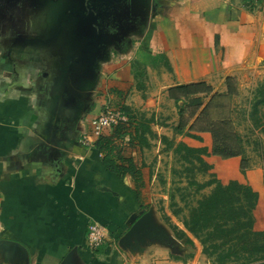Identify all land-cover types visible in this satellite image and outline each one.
Listing matches in <instances>:
<instances>
[{
    "label": "crops",
    "instance_id": "obj_1",
    "mask_svg": "<svg viewBox=\"0 0 264 264\" xmlns=\"http://www.w3.org/2000/svg\"><path fill=\"white\" fill-rule=\"evenodd\" d=\"M153 2L157 10L125 22L127 30L113 26L90 70L71 62L94 36L82 33L73 16L56 29L80 0H15L0 14V264H214L190 232L195 248L170 227L185 229L182 220L197 202L178 205L170 191L173 207L159 205L160 211L150 185L168 151L161 136L212 149L210 132L193 131L201 139L175 132L179 113L169 89L200 81L215 85L239 70L264 68V0ZM19 13H25L19 19L25 26L14 15ZM137 20L142 22L135 28ZM108 108L156 118L152 129L159 137L151 147L140 148L128 135L115 141V156L123 157L117 162L132 159L139 183L108 169L95 146L101 136H114V127L101 136L93 131V119ZM204 158L223 183L260 188L261 172L242 173L241 157ZM259 202L255 229L263 231ZM145 214L150 235L137 242L134 234L128 242L134 219ZM94 223L108 232L97 248L87 241Z\"/></svg>",
    "mask_w": 264,
    "mask_h": 264
},
{
    "label": "trees",
    "instance_id": "obj_2",
    "mask_svg": "<svg viewBox=\"0 0 264 264\" xmlns=\"http://www.w3.org/2000/svg\"><path fill=\"white\" fill-rule=\"evenodd\" d=\"M139 71V63H135ZM232 76L226 78L228 90L225 94H212V88L205 81L192 84H178L169 89L180 116L184 114V108L180 104L186 102L189 106L200 107L206 103L201 116L206 115L209 109L220 97L232 98L236 89L232 84ZM250 109L243 112L244 121H251L252 128L260 129L264 133V122L261 111L264 108V81L257 84L249 100ZM235 108L230 116L223 120L211 121L201 128L195 125L187 128V122L180 121L174 127L178 134H183L201 139L193 131L210 132L213 144L211 151L207 147H191L185 142L169 140L166 136L161 139L167 144V149L172 150L178 162L188 164L186 171L208 172L212 166L204 156L218 155L224 159L242 157L241 171L246 173L251 164L245 159V149L242 146L243 138L237 131L235 122ZM129 116L126 123H120L114 127V136H101L95 146L104 153V165L120 175L127 173L134 176L136 182H140V171L132 159H124L118 163L115 156L116 139H124L127 135L131 143H136L140 148L151 147V140L158 138V134L152 129L156 122L154 115L135 113L131 108H126ZM235 144L234 146H232ZM244 157V158H243ZM189 185H197L196 191L213 185L212 191L197 200V203L189 207L188 214L182 223L185 229L170 223L176 237L185 241V245L195 248L194 240L188 235L190 232L202 245L203 253L213 260L214 264H264V230H256V215L259 201V192L250 184H244L238 180L223 183L218 178H212L204 183L188 178ZM178 215V211L174 212ZM166 219L167 216H165ZM190 257L193 254H189ZM175 257V256H174ZM177 258V257H176Z\"/></svg>",
    "mask_w": 264,
    "mask_h": 264
},
{
    "label": "rangeland",
    "instance_id": "obj_3",
    "mask_svg": "<svg viewBox=\"0 0 264 264\" xmlns=\"http://www.w3.org/2000/svg\"><path fill=\"white\" fill-rule=\"evenodd\" d=\"M6 1H7L6 6H3L2 4L4 3L1 1L2 4L0 5V14L4 11L3 9L6 10V8L9 7V3H11L12 0H6ZM126 7L131 8V6H126ZM149 7L150 9L148 10L147 6H143L140 9L141 14L146 15V13L149 11L150 13L156 11L158 8V4L153 2V0H151ZM106 8L107 10L109 9L110 13L108 14L109 17L107 16L108 19L106 18L107 20L106 21L103 20V22L107 24H111L112 22L116 24H120L126 19H127L126 21H128L131 18L135 17L133 16L132 13H130L129 15L124 14L125 6L123 8V6L119 7L117 4H115V5L106 6ZM14 15L18 19L17 20L18 23H22V25L25 26L23 20L22 22L19 21V19H24L25 13L23 15L24 17L22 16L21 13ZM118 18L119 21L116 20ZM141 22L142 20H137L135 22L134 27L138 28L139 25H141ZM113 31L114 30H108L107 32L111 33ZM232 79H233L232 80L233 87H235L236 89L232 98L229 97L218 98L215 104H213L212 107L209 109V112L204 116H201V112L205 107L206 103L208 102V100L210 99V96L208 97V99L205 100V103L200 107L189 106L186 102L183 104V101H181L180 104L184 108V114L182 116L179 115L178 122L180 121L187 122V128L192 125H195L196 128H201L204 125L208 124V122L223 120V118L230 116L233 109L235 108L236 111L234 113V116H235L236 128L243 138L242 146L245 149V159H247L251 164L250 169H254V168L259 169V172H261V176H260L261 185L260 188L257 189V191L259 190L258 191L259 197L261 198V203L259 202V204H261V209L259 208V211L261 210L264 215V133L260 129L253 130L252 122L249 120L244 121L243 119V112L245 110L250 109L249 100L252 97L253 90L255 89V87L259 82L264 81V68L259 70H247V69L239 70L236 72L235 75H232ZM210 87L212 88V94H225L228 90V85L226 80H224L223 82L219 81L215 85L210 84ZM167 110L170 112L168 106H167ZM261 115L263 116V122H264V108L261 111ZM212 144H213V139H212ZM234 145L235 144H233L232 146ZM130 147L131 149L135 148L132 145ZM162 156H164L163 158L164 164H163V168H161L162 171L158 172L155 170L157 173V179L154 182V184L150 185V188L152 189H150L149 191L150 194L151 193L153 194L152 201L154 200V198H156V200L154 201L156 204L158 203L157 204L158 209L160 208V206H162V208H165V207H169V205L172 209L173 206L171 203L174 200L178 203V205L181 204L182 206H185V203H189V204L191 203L192 205L196 203L200 197H202V193L196 191L197 185H189L188 178L194 179L198 183H204L206 182V180L217 178L216 174L212 173V171L210 172V170L208 172L198 171L197 168L199 165H196L197 168L193 172L186 171V167L189 165L188 164L182 165L181 162H178L175 156L172 155L171 150L164 152ZM160 175H162V177H160ZM160 187H161V191H159ZM170 191L172 193L173 192L176 193L175 198H173L174 200L170 198V195L168 194L170 193ZM145 192H148V190L145 189ZM162 192L165 193L164 194L166 196L165 198L162 196H158V194L159 193L162 194ZM178 205H176V208ZM176 250L179 251L178 248H176ZM183 252H189V249H185Z\"/></svg>",
    "mask_w": 264,
    "mask_h": 264
},
{
    "label": "water",
    "instance_id": "obj_4",
    "mask_svg": "<svg viewBox=\"0 0 264 264\" xmlns=\"http://www.w3.org/2000/svg\"><path fill=\"white\" fill-rule=\"evenodd\" d=\"M88 1L89 0H80V4H78L76 7H75V10H79L81 7H82V3L85 4L83 5V7L87 8L86 6L88 5ZM94 2H97V3H101L102 2V5L104 4H117L119 7H122V2L123 0H93ZM150 1L151 0H129V6H131L130 9V12L133 14V16H135L134 18H131V19H135L141 15V12H140V9L143 7V6H147V9L149 8V5H150ZM84 8V9H85ZM74 8H68L67 9V14L70 16L69 18L71 19L72 16L73 17H76L77 18V14L75 12V10H73ZM84 9L82 11H84ZM94 11V10H93ZM95 12V11H94ZM103 12L100 11L99 14L101 15ZM65 15L61 16L60 19H59V28H56V29H61L63 28L62 26L64 25V23L66 21H69V18H67L68 16L66 15V12L64 13ZM106 14H102L101 17H105ZM78 21H76V23L78 24L77 27L79 28H82L83 25H82V22L81 20H79V18H77ZM119 21V18L117 19ZM135 23V22H134ZM57 24V23H56ZM123 22L118 24L119 25V28L122 26ZM105 24H100L98 25L99 27H104ZM88 27V26H86ZM107 34V33H106ZM106 34H102L101 36H98L97 39H96V44L94 43V37L91 38V40L88 42L87 46H91L92 44L99 46L98 50L93 52V53H89V52H85V55L84 57H80V55H77L74 60H78L80 61V59L82 60L83 63H85L87 65V68L88 70H90L91 66H93L98 58L99 55L102 54L103 50H105V48L107 47V45L110 43V39L112 38V36L110 35L111 33H108V35ZM56 35V34H55ZM86 46V47H87ZM85 47V48H86ZM89 51V50H88ZM87 54V55H86ZM74 65V63H73ZM134 217V216H133ZM149 226H150V215L149 214H145L143 215L140 219L138 220H135L134 219V224L133 226L131 227L129 233L127 234V240L128 242H131L132 240V236L134 234H137L138 235V238H137V242H139L141 239H144L146 235H150V233L148 232L149 230ZM163 233V232H162ZM2 243V240H0V244Z\"/></svg>",
    "mask_w": 264,
    "mask_h": 264
},
{
    "label": "flooded vegetation",
    "instance_id": "obj_5",
    "mask_svg": "<svg viewBox=\"0 0 264 264\" xmlns=\"http://www.w3.org/2000/svg\"><path fill=\"white\" fill-rule=\"evenodd\" d=\"M4 3V4H2V2ZM12 1H15V0H12ZM11 1V2H12ZM3 5V6H6V4H7V1L6 0H0V5ZM10 4V3H9ZM83 5H85V4H83L82 3V7L79 9V10H75V12L77 13V14H79V15H77V18H79V20H81V22H82V25H83V27H82V29H81V32L82 33H84V34H89V35H92V36H94V43L96 44V39H97V37L98 36H101L103 33L104 34H106L107 33V31L108 30H114V28H113V26H115L116 25V23H111V24H107V23H104L103 22V19L104 18H102L101 17V15L102 14H106V16H105V19L106 18H108L109 16H108V14L110 13V11H109V9L107 10V8H106V6H109V5H113V4H111V3H109V4H104V5H101V4H99V3H97V2H94V1H92V0H89L88 1V5L86 6L87 8H85V7H83ZM130 4H129V0H123V2H122V6H123V8H124V6H125V8H124V14L125 15H129L131 12H130V9H129V7L127 8L126 6H129ZM85 8V9H84ZM84 9V11H82ZM126 9V10H125ZM95 12H94V11ZM100 11H102L103 13L100 15L99 14V12ZM68 17H70L68 14H66ZM108 16V17H107ZM67 17V18H68ZM112 20V19H111ZM117 20V19H116ZM127 20V19H126ZM126 20H124L123 22H124V24H122L123 25V27H122V29L124 28V29H128V26H127V24H125V22H131V21H126ZM118 21V20H117ZM105 24L104 25V27H99L98 25H100V24ZM86 26H88V27H86ZM121 29V30H122ZM106 35H108V34H106ZM103 36V35H102ZM98 48H99V46H97L96 47V45H94V44H92L91 46H87L86 47V50L84 51V52H82V54L80 55V57L79 58H81V57H84V55H85V52L87 53V52H89V53H93V52H95V51H97L98 50ZM89 50V51H88ZM87 55V54H86ZM74 59H73V61L71 62L72 64L74 63ZM77 62H79L78 60H76ZM80 61H82L81 59H80ZM83 63V62H82Z\"/></svg>",
    "mask_w": 264,
    "mask_h": 264
},
{
    "label": "built area",
    "instance_id": "obj_6",
    "mask_svg": "<svg viewBox=\"0 0 264 264\" xmlns=\"http://www.w3.org/2000/svg\"><path fill=\"white\" fill-rule=\"evenodd\" d=\"M129 120L128 114L123 110L106 109L92 121L93 131L101 136L108 129H112L120 123ZM108 236L107 228L101 224L94 223L88 229V245L92 248L101 246Z\"/></svg>",
    "mask_w": 264,
    "mask_h": 264
}]
</instances>
